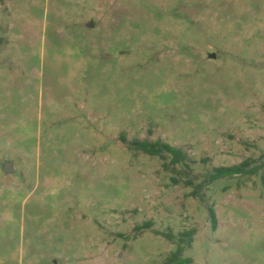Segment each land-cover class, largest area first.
<instances>
[{"label": "rangeland", "instance_id": "rangeland-1", "mask_svg": "<svg viewBox=\"0 0 264 264\" xmlns=\"http://www.w3.org/2000/svg\"><path fill=\"white\" fill-rule=\"evenodd\" d=\"M245 159L264 0H0V264H161L191 228L192 264H264V166L187 184Z\"/></svg>", "mask_w": 264, "mask_h": 264}, {"label": "trees", "instance_id": "trees-1", "mask_svg": "<svg viewBox=\"0 0 264 264\" xmlns=\"http://www.w3.org/2000/svg\"><path fill=\"white\" fill-rule=\"evenodd\" d=\"M123 140L126 139L123 138ZM130 146L137 148L147 154L159 156L163 160H167L169 158L170 164H172V166L175 168L178 164H186V160L188 159V155L181 148L175 147L169 143H165L160 139L155 141L136 139L131 142ZM263 166L264 161L257 162L253 159H245L238 164L214 167L210 172L205 174V177L201 183L195 184L191 181L187 183L188 185L193 186V190L190 194L199 196L204 185L210 184L213 181L224 177L256 174ZM262 180L264 185V175L262 176ZM209 214L212 227L215 229L217 219L215 210L212 207H209ZM146 226H149V223H147ZM157 232L175 245L174 250L169 253V255L161 264L193 263V258L186 256L184 253L186 249L192 245L196 232L195 228L185 229L177 233H174L171 229Z\"/></svg>", "mask_w": 264, "mask_h": 264}, {"label": "water", "instance_id": "water-1", "mask_svg": "<svg viewBox=\"0 0 264 264\" xmlns=\"http://www.w3.org/2000/svg\"><path fill=\"white\" fill-rule=\"evenodd\" d=\"M92 22L90 21L89 22V26H92ZM215 55L214 54H211V57H214ZM12 168H11V165L9 164V163H7V165H6V167H5V170H7V171H9V170H11Z\"/></svg>", "mask_w": 264, "mask_h": 264}]
</instances>
